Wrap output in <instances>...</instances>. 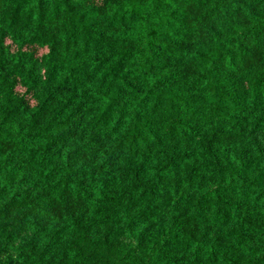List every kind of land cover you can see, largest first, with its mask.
Listing matches in <instances>:
<instances>
[{
    "label": "trees",
    "instance_id": "16d2710c",
    "mask_svg": "<svg viewBox=\"0 0 264 264\" xmlns=\"http://www.w3.org/2000/svg\"><path fill=\"white\" fill-rule=\"evenodd\" d=\"M0 264H264V0H0Z\"/></svg>",
    "mask_w": 264,
    "mask_h": 264
}]
</instances>
